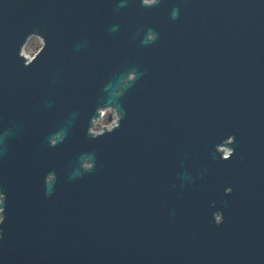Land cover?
I'll list each match as a JSON object with an SVG mask.
<instances>
[{
    "label": "water",
    "instance_id": "95a60500",
    "mask_svg": "<svg viewBox=\"0 0 264 264\" xmlns=\"http://www.w3.org/2000/svg\"><path fill=\"white\" fill-rule=\"evenodd\" d=\"M137 2L0 0L3 264H264V3Z\"/></svg>",
    "mask_w": 264,
    "mask_h": 264
},
{
    "label": "clouds",
    "instance_id": "9594fccd",
    "mask_svg": "<svg viewBox=\"0 0 264 264\" xmlns=\"http://www.w3.org/2000/svg\"><path fill=\"white\" fill-rule=\"evenodd\" d=\"M261 3H264V0H260ZM161 3V0H139V4L143 7H152L155 5H158ZM178 15V11L176 9H173L171 11V17L175 19ZM35 34H30L27 41L21 46L20 51L18 55L25 56L26 59L23 62V67H27L30 60L35 55L36 51L39 50V46H42V40H37ZM146 38L148 40H155L157 38V33L155 31L149 30L146 34ZM129 77L125 76L124 83H128ZM107 111L111 112L113 115V120L110 123H106L104 127L111 132L113 128L119 127V124L117 123V120L119 118H124V113H120L116 108H114L112 105L107 106ZM89 123L93 125L92 128L88 129L86 132V135H91L92 137H95V135L100 131L99 127L96 126V121L90 120ZM11 132V127H0V138H3L7 136ZM229 139L232 140L235 144L236 142V135L235 133H229ZM49 146L51 145V142L48 143ZM235 149H229L225 148L223 149V156L219 157L220 160L228 159L229 153H234ZM238 159L240 161H243L245 159V156L241 154ZM94 168L93 164L90 162L89 159H85L83 161V165L80 171L79 175H83L87 173L88 171L92 170ZM54 173L52 171H48L43 176V184L46 186V190L44 191L45 198H50L53 191L55 190V186L52 184ZM226 193L232 192V186L228 185L225 188ZM7 199V194L0 190V226H2L5 223L6 215H5V201ZM224 220L223 211L222 209L217 211L214 214V218L209 219L210 224H214L219 226ZM4 238V228L0 227V240ZM0 264H3V261L0 260Z\"/></svg>",
    "mask_w": 264,
    "mask_h": 264
},
{
    "label": "built area",
    "instance_id": "2783aa9c",
    "mask_svg": "<svg viewBox=\"0 0 264 264\" xmlns=\"http://www.w3.org/2000/svg\"><path fill=\"white\" fill-rule=\"evenodd\" d=\"M99 112L102 113L101 117L96 118L95 121H96V125H98L102 121V123L100 124V127H101L100 131H102L104 129L103 126L106 123H110L113 120V115H112L111 112L107 111V108L106 109H102ZM107 116H110L111 121H108ZM92 127H93V125H92Z\"/></svg>",
    "mask_w": 264,
    "mask_h": 264
},
{
    "label": "rangeland",
    "instance_id": "374dc122",
    "mask_svg": "<svg viewBox=\"0 0 264 264\" xmlns=\"http://www.w3.org/2000/svg\"><path fill=\"white\" fill-rule=\"evenodd\" d=\"M36 39L37 40H40L38 37H36ZM40 47V46H39ZM105 118V117H104ZM102 123V121L98 124V125H96L97 127H99V129H101V127H100V124Z\"/></svg>",
    "mask_w": 264,
    "mask_h": 264
},
{
    "label": "bare ground",
    "instance_id": "6f19581e",
    "mask_svg": "<svg viewBox=\"0 0 264 264\" xmlns=\"http://www.w3.org/2000/svg\"><path fill=\"white\" fill-rule=\"evenodd\" d=\"M102 110V109H101ZM100 111V110H99ZM100 113V112H99ZM108 117L110 118V116H107V119H108ZM108 121H111V119H108Z\"/></svg>",
    "mask_w": 264,
    "mask_h": 264
},
{
    "label": "flooded vegetation",
    "instance_id": "af4514ba",
    "mask_svg": "<svg viewBox=\"0 0 264 264\" xmlns=\"http://www.w3.org/2000/svg\"><path fill=\"white\" fill-rule=\"evenodd\" d=\"M137 4H138V5H137V8H140V4H139L138 2H137ZM149 8H150V7H149Z\"/></svg>",
    "mask_w": 264,
    "mask_h": 264
}]
</instances>
